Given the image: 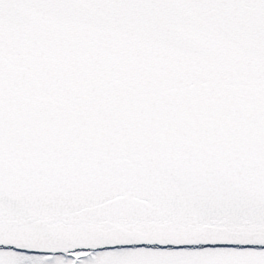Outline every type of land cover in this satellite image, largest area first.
I'll use <instances>...</instances> for the list:
<instances>
[{
    "label": "snow or ice",
    "instance_id": "6c2138e0",
    "mask_svg": "<svg viewBox=\"0 0 264 264\" xmlns=\"http://www.w3.org/2000/svg\"><path fill=\"white\" fill-rule=\"evenodd\" d=\"M0 264H264V0H0Z\"/></svg>",
    "mask_w": 264,
    "mask_h": 264
}]
</instances>
